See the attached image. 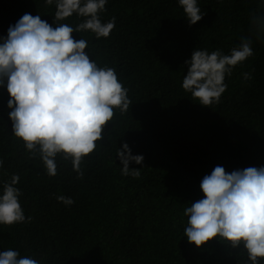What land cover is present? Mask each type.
<instances>
[{
    "label": "trees",
    "instance_id": "trees-1",
    "mask_svg": "<svg viewBox=\"0 0 264 264\" xmlns=\"http://www.w3.org/2000/svg\"><path fill=\"white\" fill-rule=\"evenodd\" d=\"M203 19L189 26L179 0H107L102 23L115 18L108 38L73 33L88 42L86 54L99 68H112L127 90L129 109H114L103 139L81 164L56 157L50 177L39 153L13 134L10 94L0 88V195L14 175L25 222L0 224V252L13 250L38 264H251L241 245L215 239L202 248L184 234V211L204 198L203 178L216 166L227 173L264 167V0H197ZM55 0H0V44L25 14L55 28ZM85 18L65 21L75 28ZM251 40L253 56L226 76L227 89L210 107L182 88L186 61L195 50L229 55ZM243 73L252 79L245 80ZM127 144L144 157L122 174L118 151ZM63 195L74 203L57 200ZM31 217V220H28ZM260 264H264L261 259Z\"/></svg>",
    "mask_w": 264,
    "mask_h": 264
},
{
    "label": "clouds",
    "instance_id": "clouds-1",
    "mask_svg": "<svg viewBox=\"0 0 264 264\" xmlns=\"http://www.w3.org/2000/svg\"><path fill=\"white\" fill-rule=\"evenodd\" d=\"M54 0H45L48 6ZM107 0H55L53 28L40 15L25 13L0 44V88L10 94L8 113L13 134L25 148L39 153L47 174L57 175L56 157L71 159L78 178H83L81 164L103 139L105 127L113 120L114 109L125 113L130 100L127 90L118 81L112 68H99L86 54L88 42L75 40L73 33L91 31L97 39L108 38L115 27V18L102 23L99 13L106 11ZM189 26L203 19L197 0H179ZM77 14L85 18L75 28L57 23ZM254 28L264 31V16H253ZM253 56L251 40L244 38L229 55L221 51L209 53L195 50L186 61L187 72L182 88L192 100L210 107L219 103L227 85L226 76ZM247 81L250 73H243ZM122 174L135 178L140 170L130 169L131 163L142 164L144 157L132 155L127 144L118 151ZM2 166V162H0ZM19 176L3 186L0 195V224L25 222L19 202L21 192L15 187ZM204 198L190 204L184 211L188 226L184 234L197 248L215 239L226 241L232 248L241 245L251 264L264 259V167H249L227 173L216 166L203 178ZM57 200L70 206L71 198L60 195ZM31 220V217H28ZM0 264H38L20 257L11 249L0 252Z\"/></svg>",
    "mask_w": 264,
    "mask_h": 264
}]
</instances>
